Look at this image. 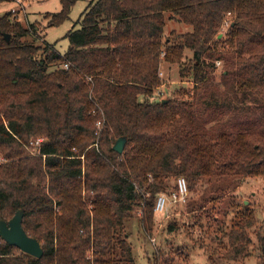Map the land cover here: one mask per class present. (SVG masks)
<instances>
[{"label": "trees", "instance_id": "1", "mask_svg": "<svg viewBox=\"0 0 264 264\" xmlns=\"http://www.w3.org/2000/svg\"><path fill=\"white\" fill-rule=\"evenodd\" d=\"M76 1L60 0L48 26L69 20ZM167 13L192 30L165 38ZM79 23L61 56L36 44L35 24L0 17V221L22 210L44 252L37 259L0 237V264H136L127 223L137 209L152 232L158 196L180 178L197 197L189 227L205 234L209 263L245 264L252 230L264 263L255 211L207 214L206 227L211 199L198 187L264 177V0H92ZM163 63L191 81L189 99L156 97ZM120 138L123 154L113 149ZM179 228L173 220L167 232ZM149 261L176 263L159 250Z\"/></svg>", "mask_w": 264, "mask_h": 264}, {"label": "rangeland", "instance_id": "2", "mask_svg": "<svg viewBox=\"0 0 264 264\" xmlns=\"http://www.w3.org/2000/svg\"><path fill=\"white\" fill-rule=\"evenodd\" d=\"M90 1L92 0H77L71 10L69 20L57 27L48 26L49 19L47 14H58L61 11L60 0H23L21 2L4 0L0 4V17L10 13L14 19L25 27L29 26V24H35L37 29H39L38 34L33 37L36 44L42 47L50 46L56 53L63 56L69 47L66 34L73 29L81 27L79 23L80 16L86 10ZM165 16V38L171 37L172 32L183 34L192 30L191 27L177 22L170 14L167 13ZM190 55L188 52L187 56ZM216 66L217 70L214 73V80L218 84L222 80L221 75L224 65L217 63ZM50 70H54V67ZM161 73H163L161 77L163 85L156 92L157 98L178 97L183 100L189 99L192 83L189 80L179 78L178 66L163 63ZM37 147V143L31 142L27 149L32 155H36ZM3 162L4 159L0 156V163ZM188 187L190 190L188 203L185 206L171 204L167 213L160 216L154 214L155 226L152 232L146 231L140 226L139 221L140 217H142V212L135 210L134 217L126 225V231L133 246L136 264H150L149 259H152L154 253L158 250L167 257L175 258V264H210L207 254L204 253L206 247L203 248L205 234H200L199 228L191 229L189 227L193 221L191 215L187 214V206L191 208L193 200H196L197 197L189 184ZM198 187L200 188V196L203 195L206 199H211L204 204L205 208L200 211L205 226L208 222L206 219L207 214L213 222L218 218L220 221H225L224 217L226 214L229 213L228 218L230 219L236 212L249 208L255 211L258 220V226H256L255 230L264 234V177L205 178L198 184ZM224 187H229V189L223 196L221 192ZM173 220L178 221L180 228L175 233H168L167 226ZM252 232L251 256L245 260V264H264L261 263L259 258L257 236L254 230ZM206 244L208 246L211 245L208 240ZM217 264L225 263L219 261Z\"/></svg>", "mask_w": 264, "mask_h": 264}, {"label": "water", "instance_id": "3", "mask_svg": "<svg viewBox=\"0 0 264 264\" xmlns=\"http://www.w3.org/2000/svg\"><path fill=\"white\" fill-rule=\"evenodd\" d=\"M219 37H221V35ZM10 39V35H6V41L9 42ZM126 144V138H120L115 143L113 149L118 154H123ZM0 237L7 244L18 248L21 252L37 259H41L44 255L40 242L37 239L30 237L23 227L22 210H19L10 221H0Z\"/></svg>", "mask_w": 264, "mask_h": 264}, {"label": "built area", "instance_id": "4", "mask_svg": "<svg viewBox=\"0 0 264 264\" xmlns=\"http://www.w3.org/2000/svg\"><path fill=\"white\" fill-rule=\"evenodd\" d=\"M16 1H23V0H16ZM69 65H64V69H68ZM160 77L163 76V73L159 74ZM91 80V79H89ZM100 123H98V126L100 127ZM190 195V190L187 184L186 179L180 178L177 181L176 184V190L173 191L171 194H161L158 196L156 203H155V209L154 212L157 215H163L167 213L168 207L171 204H186L188 201Z\"/></svg>", "mask_w": 264, "mask_h": 264}]
</instances>
